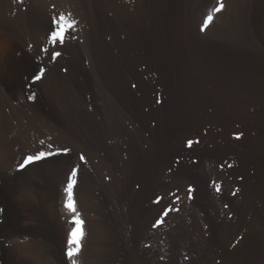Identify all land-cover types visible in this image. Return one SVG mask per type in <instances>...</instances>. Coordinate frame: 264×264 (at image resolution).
Segmentation results:
<instances>
[{
	"label": "bare ground",
	"instance_id": "1",
	"mask_svg": "<svg viewBox=\"0 0 264 264\" xmlns=\"http://www.w3.org/2000/svg\"><path fill=\"white\" fill-rule=\"evenodd\" d=\"M220 2L0 0V264H71L73 168L78 264H264V0Z\"/></svg>",
	"mask_w": 264,
	"mask_h": 264
},
{
	"label": "snow or ice",
	"instance_id": "2",
	"mask_svg": "<svg viewBox=\"0 0 264 264\" xmlns=\"http://www.w3.org/2000/svg\"><path fill=\"white\" fill-rule=\"evenodd\" d=\"M224 7L222 0L219 3V7L215 8V12L221 11V9ZM213 19L212 13H209L207 18L204 21V27L201 28V31L204 30V28L207 27L208 23L211 22ZM52 27L49 29L50 34L46 37L48 41L52 44H55L57 42L63 43L64 35L67 30V28L72 27V23L67 21V19L64 17L63 14L59 16V18L53 16L51 20ZM56 55H59V53H56ZM43 69H40V72L43 73ZM35 79L39 80L40 76L37 75ZM41 144H43V141H41ZM189 146H191L192 141L188 142ZM68 150L64 149V152L66 153ZM56 153H45L44 151H38L35 155H29L24 158V162L19 165V169H23L26 165L33 163L34 161H39L42 158H45L46 156L55 155ZM84 157L81 156V160H83ZM77 169L73 168L70 171V174L67 176L66 179V185L63 189L65 193V201L64 206L65 208L73 213V219L71 223H74L76 227L72 228L71 231L68 234L67 237V249H66V256L68 257L71 264H78L75 257L80 253L81 251V238L83 236V233L80 229V225L82 224V221L79 219V212L76 210L74 200H73V189L74 186L77 183ZM217 187V191H219V186ZM191 191V190H190Z\"/></svg>",
	"mask_w": 264,
	"mask_h": 264
}]
</instances>
